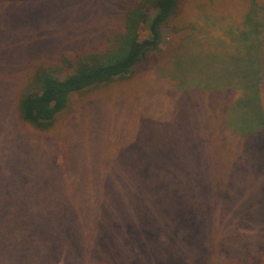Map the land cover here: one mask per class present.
<instances>
[{
	"label": "rangeland",
	"instance_id": "obj_1",
	"mask_svg": "<svg viewBox=\"0 0 264 264\" xmlns=\"http://www.w3.org/2000/svg\"><path fill=\"white\" fill-rule=\"evenodd\" d=\"M134 1L0 4L8 8H0V264H40L22 263L23 250L77 234L71 212L85 210L114 213L96 225L99 233L113 228L106 253L136 262L132 249L148 246L137 234L148 240L146 228L169 217L209 222L205 209L215 210L214 223L240 229L255 264H264V248L255 247L264 244V123L257 134L231 132L224 120L231 91L203 89L205 79L227 84L229 55L252 56L242 39L257 19L264 28V0H181L130 77L72 95L49 130L19 115L38 67L111 47ZM260 103L264 120V85ZM198 193L210 197L204 209L193 203Z\"/></svg>",
	"mask_w": 264,
	"mask_h": 264
},
{
	"label": "trees",
	"instance_id": "obj_2",
	"mask_svg": "<svg viewBox=\"0 0 264 264\" xmlns=\"http://www.w3.org/2000/svg\"><path fill=\"white\" fill-rule=\"evenodd\" d=\"M5 1L8 2L0 0V4ZM180 2L181 0L134 1L124 9V30L111 47L76 59L63 58L55 66L38 67L19 100L21 119L39 130H49L68 107L72 95L86 93L118 79L130 77L145 56L158 45L162 27L168 25L176 14ZM0 8L8 11V8ZM257 8L254 7L253 12L256 13L252 14L253 20L261 11ZM251 26L242 41H246L248 47H253L252 56L241 50L236 55H229L225 60L227 70L221 78L229 77L226 85L217 84L212 87L207 82L208 79L203 80L204 90L231 91L229 96L233 101L232 98L229 100L231 107L224 120L231 132L241 128L250 135L257 134L256 129L264 123L260 103L264 85V28H260L261 21L258 19ZM67 70L70 71L67 73ZM239 91H242V96L234 100L233 96ZM196 166L197 164L191 166L189 171L192 172ZM189 202L192 204V200ZM193 203L204 209L211 202L206 193H198V198L193 199ZM205 210L211 213L209 222V219L202 218L198 224L190 222L178 225V219L169 217L164 218V226H148L146 229L151 232L148 240H142L139 234L136 235L139 242L148 243L145 248L138 246L132 249L137 256L136 262H131L127 256L116 259L127 264H255L254 244L251 243L250 246L241 239L244 236L241 235L242 231L226 229L222 223H214L212 219L215 210ZM57 213L63 215L67 212ZM71 213L74 215L72 226L79 232L59 241L25 248L22 263L118 264L116 259L107 255L105 247V240L113 235V228L99 233L96 227L114 213L93 210ZM94 220L93 228L88 230L89 222ZM101 230L103 232L104 228ZM153 236L159 241L153 240ZM255 247L263 249L264 244H256Z\"/></svg>",
	"mask_w": 264,
	"mask_h": 264
}]
</instances>
